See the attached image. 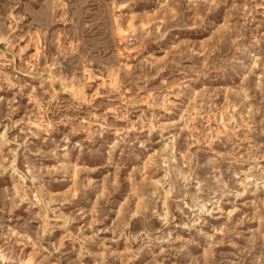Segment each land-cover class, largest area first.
<instances>
[{
	"label": "rangeland",
	"instance_id": "rangeland-1",
	"mask_svg": "<svg viewBox=\"0 0 264 264\" xmlns=\"http://www.w3.org/2000/svg\"><path fill=\"white\" fill-rule=\"evenodd\" d=\"M0 264H264V0H0Z\"/></svg>",
	"mask_w": 264,
	"mask_h": 264
}]
</instances>
